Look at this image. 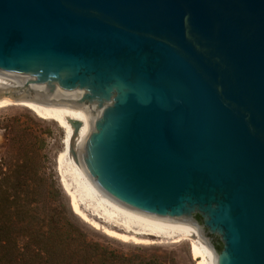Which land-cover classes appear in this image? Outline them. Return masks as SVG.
Returning a JSON list of instances; mask_svg holds the SVG:
<instances>
[{
  "label": "water",
  "instance_id": "1",
  "mask_svg": "<svg viewBox=\"0 0 264 264\" xmlns=\"http://www.w3.org/2000/svg\"><path fill=\"white\" fill-rule=\"evenodd\" d=\"M0 81L90 108L111 208L264 264V0H0Z\"/></svg>",
  "mask_w": 264,
  "mask_h": 264
},
{
  "label": "trees",
  "instance_id": "2",
  "mask_svg": "<svg viewBox=\"0 0 264 264\" xmlns=\"http://www.w3.org/2000/svg\"><path fill=\"white\" fill-rule=\"evenodd\" d=\"M0 185V247L9 230L21 233V264H106L111 256L98 242L89 240L84 225L60 201L61 191L38 161L23 157ZM9 236V235H8ZM8 238V237H7ZM215 249L220 250L217 239ZM15 246L19 248L17 239ZM4 262V256L0 262ZM9 258L7 264H17ZM106 262V263H105Z\"/></svg>",
  "mask_w": 264,
  "mask_h": 264
},
{
  "label": "rangeland",
  "instance_id": "3",
  "mask_svg": "<svg viewBox=\"0 0 264 264\" xmlns=\"http://www.w3.org/2000/svg\"><path fill=\"white\" fill-rule=\"evenodd\" d=\"M64 137V129L54 120L40 118L22 106L0 108V185L5 186L8 183L7 174L10 169L17 168L23 157L30 156L33 161H38L37 167H45L47 177L61 191L60 201L63 208L66 211L69 209L75 219L84 225L88 239L104 247L108 251L105 256H113L110 257L113 262L106 260V264H195L188 240L161 239L155 243H135L110 236L104 232V224L92 226L76 215L70 196L64 189L63 177L57 163L58 156L64 149ZM63 180L72 188L68 175ZM199 219L197 218L201 223ZM9 231L7 236H2L5 243L0 247V257L4 256L5 261L0 264H7L6 260L14 257L17 258V264H21V233ZM15 239L19 248L15 246Z\"/></svg>",
  "mask_w": 264,
  "mask_h": 264
},
{
  "label": "bare ground",
  "instance_id": "4",
  "mask_svg": "<svg viewBox=\"0 0 264 264\" xmlns=\"http://www.w3.org/2000/svg\"><path fill=\"white\" fill-rule=\"evenodd\" d=\"M14 87L17 86L0 81V92ZM7 106L25 107L40 118L54 120L64 129V149L57 163L62 177L71 178L72 188L63 178L62 183L74 213L81 219L96 227L102 223L108 235L135 243L188 240L195 264H217V256L202 237L198 225L195 224V229L156 226L109 206L81 160V148L94 128L95 115L90 108L31 99L0 103V108Z\"/></svg>",
  "mask_w": 264,
  "mask_h": 264
},
{
  "label": "flooded vegetation",
  "instance_id": "5",
  "mask_svg": "<svg viewBox=\"0 0 264 264\" xmlns=\"http://www.w3.org/2000/svg\"><path fill=\"white\" fill-rule=\"evenodd\" d=\"M199 219V218H198ZM200 220V219H199ZM211 240H212V242L214 243V244H217L218 242H217V238L216 237H214V236H211Z\"/></svg>",
  "mask_w": 264,
  "mask_h": 264
}]
</instances>
